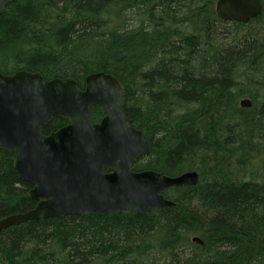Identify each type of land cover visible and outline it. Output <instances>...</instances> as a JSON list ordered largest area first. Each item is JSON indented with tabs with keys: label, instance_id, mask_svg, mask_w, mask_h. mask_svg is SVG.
<instances>
[{
	"label": "trees",
	"instance_id": "trees-1",
	"mask_svg": "<svg viewBox=\"0 0 264 264\" xmlns=\"http://www.w3.org/2000/svg\"><path fill=\"white\" fill-rule=\"evenodd\" d=\"M216 0H13L0 14V71L124 86V111L150 150L132 169L195 185L149 212L67 214L0 232V264H264V0L247 23ZM231 24V27H226ZM255 86L251 94L249 86ZM249 95L252 105H238ZM101 107L91 108L97 122ZM67 124L53 117L49 134ZM14 150L0 146V219L33 208ZM199 236L203 244L191 241Z\"/></svg>",
	"mask_w": 264,
	"mask_h": 264
},
{
	"label": "water",
	"instance_id": "water-1",
	"mask_svg": "<svg viewBox=\"0 0 264 264\" xmlns=\"http://www.w3.org/2000/svg\"><path fill=\"white\" fill-rule=\"evenodd\" d=\"M0 0V14L7 3ZM60 4L62 0H51ZM216 15L247 23L260 15L261 0H216ZM101 107L98 122L91 108ZM250 107V98L239 101ZM53 117L68 122L49 134L42 127ZM0 146L14 150L13 166L33 186L36 205L0 219V232L20 223L67 214H109L118 210L149 212L176 203L163 194L171 186L195 185L198 172L170 176L153 169L135 171L149 143L124 111V86L111 73L85 77L84 88L72 76L45 78L40 71H0ZM191 241L202 245L199 236Z\"/></svg>",
	"mask_w": 264,
	"mask_h": 264
},
{
	"label": "rangeland",
	"instance_id": "rangeland-1",
	"mask_svg": "<svg viewBox=\"0 0 264 264\" xmlns=\"http://www.w3.org/2000/svg\"><path fill=\"white\" fill-rule=\"evenodd\" d=\"M232 25L231 24H228L226 27H231ZM249 90H250V92H251V94H256L255 93V91H256V89H255V86L254 85H251V86H249V88H248ZM242 98H250L249 97V95H247V96H243ZM242 98H239L238 99V105H239V101L242 99ZM240 106V105H239ZM248 108V107H247Z\"/></svg>",
	"mask_w": 264,
	"mask_h": 264
},
{
	"label": "bare ground",
	"instance_id": "bare-ground-1",
	"mask_svg": "<svg viewBox=\"0 0 264 264\" xmlns=\"http://www.w3.org/2000/svg\"><path fill=\"white\" fill-rule=\"evenodd\" d=\"M126 114V113H125Z\"/></svg>",
	"mask_w": 264,
	"mask_h": 264
}]
</instances>
